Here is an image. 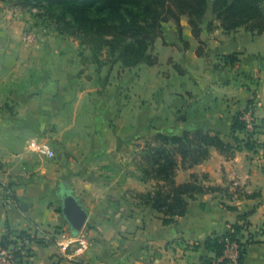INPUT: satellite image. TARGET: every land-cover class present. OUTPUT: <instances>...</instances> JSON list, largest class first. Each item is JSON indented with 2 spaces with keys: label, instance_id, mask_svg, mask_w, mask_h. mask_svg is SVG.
<instances>
[{
  "label": "crops",
  "instance_id": "0c3cea01",
  "mask_svg": "<svg viewBox=\"0 0 264 264\" xmlns=\"http://www.w3.org/2000/svg\"><path fill=\"white\" fill-rule=\"evenodd\" d=\"M9 13L0 2V157L6 160L0 179L12 192L5 202L0 191V239L12 231L44 230L50 237L32 242V264H205L204 257L213 255L204 245L207 236L225 233L239 213L247 212L245 235L251 232L252 240L243 264H264V30H226L213 11V0H208L200 21L199 37L193 35L187 14L180 15L179 27L173 18L163 22L151 48L156 61L149 65L158 68L157 77L177 83L169 88L173 103L155 104L162 120L150 123L143 105L160 86L153 81L132 94L127 85L131 69L148 63L127 67L123 87L109 88L111 68L105 72L107 68L92 59L75 55L77 41L67 42V36L55 31L39 48L31 47L21 39L24 22ZM231 52H238L236 61H224L221 56ZM160 61H165L164 70ZM248 103L260 124L256 137L262 147L238 150L227 158L210 146L202 161L179 164L176 183L188 181L195 172L203 183L222 190L190 199L186 213L170 223L163 222L152 204L128 196V191L150 189L154 179L144 180L132 168L117 182L119 178L103 177L94 166L108 155L109 146L119 145L136 130L149 136L156 129L180 134L200 128L234 142V116ZM235 134L242 137L239 131ZM43 140L60 148L46 164L30 151L34 142ZM100 144L105 153L100 154ZM88 145L93 146L91 152H84ZM22 152L33 160L29 178L16 163ZM82 161L90 163L82 167ZM235 177L244 182L240 194L230 187ZM62 186L69 187L88 212L82 229L90 245L77 259L57 244L60 233L70 230L57 193ZM195 242L200 245L193 246Z\"/></svg>",
  "mask_w": 264,
  "mask_h": 264
},
{
  "label": "trees",
  "instance_id": "16d2710c",
  "mask_svg": "<svg viewBox=\"0 0 264 264\" xmlns=\"http://www.w3.org/2000/svg\"><path fill=\"white\" fill-rule=\"evenodd\" d=\"M28 1L32 4L55 2L64 21V25L59 26L60 30L69 31L73 28L93 35L92 38L108 44L111 51L117 50L116 57L125 66H134L142 61L153 64L156 57L152 55L151 48L155 38L162 34L163 22L173 18L179 27L181 14H187L193 35L199 37L200 21L208 4V0ZM213 11L226 30L240 26L254 33L264 30L263 0H213ZM209 26H212V22ZM221 57L224 61L234 62L238 52L224 54ZM250 106L253 107V104L248 103L234 116L231 126L234 142L225 141L216 131L200 128L184 129L180 134L156 129L155 133H152L153 136L149 135L147 148L142 153L148 164L143 166L141 176L144 180L155 179L156 183L152 188L137 193L136 197L142 203L152 204L162 213L163 222L170 223L176 216L186 213L190 199H195L200 193L222 190L221 186L203 183V179L195 172L183 183H176L174 174L179 164L192 166L208 157L210 146H215L227 158L233 157L238 150L257 151L262 147L256 137L260 127L258 121L254 123L252 130H247L245 121L241 118V114ZM236 131L241 132L242 137L236 135ZM205 176L202 174V177ZM247 215V212L239 213L238 221L231 223L230 229L225 233L207 236L204 245L213 255L204 257L205 264H211L214 259L224 255L227 238L239 243V263L243 264L247 245L252 240L251 232L245 235L250 224ZM6 239L5 234L0 243ZM198 245L200 242L193 244ZM227 262V258L223 256L221 263Z\"/></svg>",
  "mask_w": 264,
  "mask_h": 264
},
{
  "label": "rangeland",
  "instance_id": "374dc122",
  "mask_svg": "<svg viewBox=\"0 0 264 264\" xmlns=\"http://www.w3.org/2000/svg\"><path fill=\"white\" fill-rule=\"evenodd\" d=\"M0 2L1 4H3L4 7L10 10L9 15H11V17L22 20L24 22V28L22 30L21 39L26 44H29L31 47L34 48H39L41 42H43L44 38L47 35L54 36L56 34L55 31H57L60 34L67 36V42L77 41L80 44V47L75 48V55H81L83 57L92 59L100 67L103 66L104 68H107L105 69V72H108V67L111 68L114 80L111 79L112 81L109 84H111L112 86L109 88L113 87L120 89L121 87H123V84L126 83L124 82L123 74L126 72L125 69L131 66H125L121 60L117 59L116 56L118 54V51H111L108 44L101 43L99 40L97 41L96 38H92L93 35H88L83 31L79 32L73 28H70L69 31L60 30L59 26L64 25V21L62 20L63 18L60 16V11L55 2H41L40 4H32L28 0H0ZM25 31H29L32 35L31 41L24 40L23 34ZM88 40L93 41L90 42ZM72 51L74 50H68L67 52ZM56 52L62 53V51ZM158 66L159 69L164 70V67H166L165 61H160L158 63ZM157 70L158 68H156V66H152L145 63L139 66H135L131 69L132 79L130 77L129 82L127 84L128 87L131 89L132 94H134L135 92L140 93V90L143 88V85L147 84L149 86L153 81L158 83V85L161 87H158V89H154L153 92L151 91L148 97H146L147 102L143 105V110L146 109L148 112V117L150 119L148 120L150 121V123H158L160 120H162L156 112L155 104H160L162 102L165 106H167L168 104L173 103L174 98L170 93L171 91L169 88L177 83L174 78L166 79V77H157ZM105 72L104 74H106ZM102 86L103 85H101V87ZM139 117L140 115L138 114V123H140ZM110 120L113 121L112 118H110ZM155 131L156 130H154L152 133L154 134ZM153 134L150 135L153 136ZM44 141L46 140L34 142L30 146V151L32 152V154L37 156V161L41 164H46L47 161H50V159L55 158L56 150L60 151L58 144H55L54 142H52V144L47 140L46 142H48L53 147L55 156L49 158L43 154H40L37 150V147L41 142ZM148 141L149 136H142V133H140V131L138 130L132 131L131 136L129 137L128 134H126V139H123L119 145H116L114 147L113 145L109 146L108 149L110 150L108 152V155L106 157H103L102 160L95 162L94 166L97 170H99L100 175L103 177L109 179L111 177H113V179L119 178L117 182H119L123 178L124 173H129V170H131L132 168L136 169L139 172V177H141L143 166L145 167L148 164L142 156L143 151L147 148L146 143ZM84 147V152H91L93 148V146L91 145ZM97 148L100 151V154L106 152V150H104L106 148L104 144L98 145ZM17 154L18 161H16V163L18 164L19 171L22 172L23 166L25 165L31 170L32 174L34 172V166L32 164L33 160L26 159V155L23 154V152ZM86 163L87 165H89L90 162L82 161V167L83 165L84 167H87ZM154 184H152L150 188H152ZM128 193V196L138 198L136 197V194L139 192L128 191Z\"/></svg>",
  "mask_w": 264,
  "mask_h": 264
},
{
  "label": "built area",
  "instance_id": "2783aa9c",
  "mask_svg": "<svg viewBox=\"0 0 264 264\" xmlns=\"http://www.w3.org/2000/svg\"><path fill=\"white\" fill-rule=\"evenodd\" d=\"M23 38L26 41L32 40V35L29 31H25ZM241 118L245 121V126L247 130H252L254 128V123L257 121L255 117L253 107H248L241 114ZM37 150L40 154H43L49 158L55 156L53 147L46 141L41 142ZM6 160L0 157V172L2 171ZM24 178H29L31 176V170L27 166H23V171L21 172ZM231 189L236 193L240 194L245 191L244 182L238 177H235L230 182ZM0 191L3 192V200L7 202L10 200L12 192L8 186V183L0 179ZM61 240L57 241L60 246L61 251L68 254L70 258L77 259L81 256L90 245V239L88 235L81 229L77 234H73L70 230L67 232H61ZM50 236L41 229L37 231H25L21 230L8 232L7 239L0 243V264H32L30 262V257L32 255V242L33 241H45ZM224 257L227 258L228 262L224 264H240V247L239 243L235 240L226 239ZM223 256L214 259L211 264H223Z\"/></svg>",
  "mask_w": 264,
  "mask_h": 264
},
{
  "label": "water",
  "instance_id": "95a60500",
  "mask_svg": "<svg viewBox=\"0 0 264 264\" xmlns=\"http://www.w3.org/2000/svg\"><path fill=\"white\" fill-rule=\"evenodd\" d=\"M57 193L62 199V214L67 220L71 232L79 233L88 215L86 208L69 187L62 186Z\"/></svg>",
  "mask_w": 264,
  "mask_h": 264
}]
</instances>
